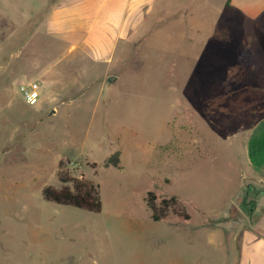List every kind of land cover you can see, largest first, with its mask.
Listing matches in <instances>:
<instances>
[{"label":"rangeland","instance_id":"obj_1","mask_svg":"<svg viewBox=\"0 0 264 264\" xmlns=\"http://www.w3.org/2000/svg\"><path fill=\"white\" fill-rule=\"evenodd\" d=\"M229 8L158 0L112 64L59 62L35 106L19 84L58 62L56 41L34 29L19 58L0 46V264L238 263L244 229L259 230L245 147L264 116V17ZM66 172L100 185V212L45 197ZM149 192L190 219L154 222Z\"/></svg>","mask_w":264,"mask_h":264},{"label":"crops","instance_id":"obj_2","mask_svg":"<svg viewBox=\"0 0 264 264\" xmlns=\"http://www.w3.org/2000/svg\"><path fill=\"white\" fill-rule=\"evenodd\" d=\"M47 1L39 0L38 4H34L32 0H0V46H23L16 51L19 58L22 51L32 45L34 29L42 36L56 41L59 52L51 59L58 62L42 72L37 79H47L49 82L50 86L44 93L54 89L52 87L59 80V62L80 60L112 64L119 46L129 42L146 17L155 10L158 2L61 0L48 8ZM229 1L232 6L229 10L233 12L251 19L264 17V0ZM186 4H191V1ZM176 5L181 8L184 2H176ZM38 14L34 23V17ZM51 74L52 79L49 78ZM245 154L247 165L252 170L248 178L263 188L254 194L253 200L256 215L253 214L252 218L258 222L259 230L252 229L253 225L252 228L244 229L237 264H264V202H261L264 196V173L260 171L264 168V116L251 125Z\"/></svg>","mask_w":264,"mask_h":264},{"label":"trees","instance_id":"obj_3","mask_svg":"<svg viewBox=\"0 0 264 264\" xmlns=\"http://www.w3.org/2000/svg\"><path fill=\"white\" fill-rule=\"evenodd\" d=\"M119 153L113 154L106 162L105 166L119 167ZM62 183L60 187L48 186L44 190L45 197L57 204L69 205L72 207L84 209L91 212L101 211L100 185L91 180H87L83 175L72 177L66 173L59 176ZM147 205L152 211L151 219L154 222L161 221L169 213L189 220L190 216L186 213L183 203L176 197L162 199L156 203L153 192H149Z\"/></svg>","mask_w":264,"mask_h":264},{"label":"built area","instance_id":"obj_4","mask_svg":"<svg viewBox=\"0 0 264 264\" xmlns=\"http://www.w3.org/2000/svg\"><path fill=\"white\" fill-rule=\"evenodd\" d=\"M19 92L27 105L35 106L42 97L41 83L38 80L21 82L19 84Z\"/></svg>","mask_w":264,"mask_h":264},{"label":"flooded vegetation","instance_id":"obj_5","mask_svg":"<svg viewBox=\"0 0 264 264\" xmlns=\"http://www.w3.org/2000/svg\"><path fill=\"white\" fill-rule=\"evenodd\" d=\"M250 190L252 191L253 195L256 194V192H257L256 190H254V189H249V188L247 187V188H246V194L249 193ZM251 205H254V201H253V200H252V202H251ZM245 206H247V205L245 204Z\"/></svg>","mask_w":264,"mask_h":264},{"label":"water","instance_id":"obj_6","mask_svg":"<svg viewBox=\"0 0 264 264\" xmlns=\"http://www.w3.org/2000/svg\"><path fill=\"white\" fill-rule=\"evenodd\" d=\"M115 80V77H109L108 82H113Z\"/></svg>","mask_w":264,"mask_h":264}]
</instances>
